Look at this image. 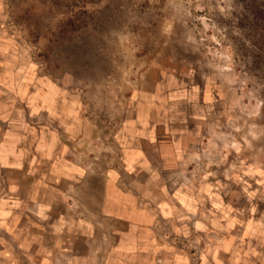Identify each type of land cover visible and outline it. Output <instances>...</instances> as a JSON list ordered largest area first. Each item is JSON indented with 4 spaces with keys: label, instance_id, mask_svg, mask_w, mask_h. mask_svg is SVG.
<instances>
[{
    "label": "rangeland",
    "instance_id": "374dc122",
    "mask_svg": "<svg viewBox=\"0 0 264 264\" xmlns=\"http://www.w3.org/2000/svg\"><path fill=\"white\" fill-rule=\"evenodd\" d=\"M0 20L2 53L28 72L19 78L55 83L98 132L147 99L193 128L206 149L193 171L208 179L190 189L203 215L201 195L215 194L222 214L212 209L209 221L226 225L176 245L189 264H208L209 245L225 237L229 249L216 253L225 263L264 264V0H0Z\"/></svg>",
    "mask_w": 264,
    "mask_h": 264
},
{
    "label": "crops",
    "instance_id": "0c3cea01",
    "mask_svg": "<svg viewBox=\"0 0 264 264\" xmlns=\"http://www.w3.org/2000/svg\"><path fill=\"white\" fill-rule=\"evenodd\" d=\"M11 56L0 47V239L8 234L9 264H189L175 242L224 228L208 216L222 214L219 198L203 192V215L190 189L208 179L192 166L199 151L206 158L204 143L159 113L161 100L136 102L100 133L67 110L55 83L23 82L28 72ZM223 241L209 245L208 264L226 262Z\"/></svg>",
    "mask_w": 264,
    "mask_h": 264
},
{
    "label": "trees",
    "instance_id": "16d2710c",
    "mask_svg": "<svg viewBox=\"0 0 264 264\" xmlns=\"http://www.w3.org/2000/svg\"><path fill=\"white\" fill-rule=\"evenodd\" d=\"M253 13H251L253 15V17L256 19L257 17H259V14H260V11L259 10H256V9H253L252 10Z\"/></svg>",
    "mask_w": 264,
    "mask_h": 264
}]
</instances>
